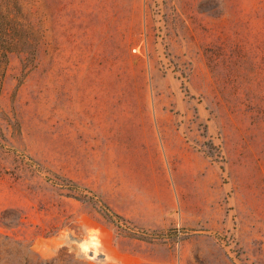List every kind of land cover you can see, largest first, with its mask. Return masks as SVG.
Instances as JSON below:
<instances>
[{"label": "rangeland", "instance_id": "obj_1", "mask_svg": "<svg viewBox=\"0 0 264 264\" xmlns=\"http://www.w3.org/2000/svg\"><path fill=\"white\" fill-rule=\"evenodd\" d=\"M0 264H264V0H0Z\"/></svg>", "mask_w": 264, "mask_h": 264}, {"label": "bare ground", "instance_id": "obj_2", "mask_svg": "<svg viewBox=\"0 0 264 264\" xmlns=\"http://www.w3.org/2000/svg\"><path fill=\"white\" fill-rule=\"evenodd\" d=\"M104 263H106V261Z\"/></svg>", "mask_w": 264, "mask_h": 264}]
</instances>
